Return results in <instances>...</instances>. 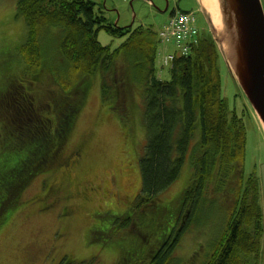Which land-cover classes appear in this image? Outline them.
<instances>
[{
  "label": "trees",
  "instance_id": "trees-1",
  "mask_svg": "<svg viewBox=\"0 0 264 264\" xmlns=\"http://www.w3.org/2000/svg\"><path fill=\"white\" fill-rule=\"evenodd\" d=\"M15 17L24 21V42L0 49V227L35 177L77 153L65 154L66 145L97 79L102 102L128 134L132 117L140 116L146 144L138 161L140 199L125 209L112 202L95 210L88 234L136 235L118 239L115 264H259L258 186L254 175L244 176V123L222 98L213 39L200 38L161 80L155 31L115 26L94 0H16ZM100 31L125 40L110 49L98 42ZM186 159L192 169L187 185L160 207L157 197L175 183ZM221 207L216 242L204 254L198 246L187 261L175 258L186 230L204 220L199 215L207 213L209 229ZM58 264L74 262L66 255Z\"/></svg>",
  "mask_w": 264,
  "mask_h": 264
},
{
  "label": "rangeland",
  "instance_id": "rangeland-1",
  "mask_svg": "<svg viewBox=\"0 0 264 264\" xmlns=\"http://www.w3.org/2000/svg\"><path fill=\"white\" fill-rule=\"evenodd\" d=\"M101 8L103 16L118 27H140L158 31L167 22L172 11L193 13L194 26L205 38H211L206 18L197 0H94ZM167 3V10L163 12ZM264 13V0H260ZM16 0H0V49L19 46L26 37V27L21 17H15ZM211 29V27H210ZM209 34V35H208ZM98 42L110 49L117 48L125 38L111 37L104 31L98 32ZM164 55L156 59V68L162 69L160 79H169L170 61L164 57L166 47L176 54L173 42H162ZM218 48V47H217ZM219 50V49H218ZM20 52V49H18ZM22 59L24 55L16 52ZM51 57L53 52L50 51ZM220 54V51H219ZM4 57L0 52V64ZM221 95L228 111L242 117L245 128L244 176L254 175L258 186V202L262 210L264 226V131L243 93L237 86L221 57L217 61ZM1 66V65H0ZM30 77L26 76V80ZM100 97L99 81L93 80L87 94L86 104L71 132L65 154L77 150L62 161L52 173L35 177L21 195L19 205L5 224L0 227V264H58L67 255L74 264H115L118 239L136 237L129 232L117 230L108 238L92 233L88 229L93 224L92 215L100 207L106 208L114 202L125 209L128 202L140 199L141 181L138 161L142 157L146 138L140 116L134 115L130 121V133L119 124L118 116L107 109ZM113 112V113H112ZM142 127V128H141ZM70 158V160H69ZM188 159L184 161L178 179L161 193L160 207L173 200L185 188L191 175ZM46 187L54 193L48 197L45 210H40L47 196ZM56 193V197L55 196ZM116 195L118 196L117 199ZM209 197V196H207ZM206 197V198H207ZM113 198V199H112ZM127 198V199H126ZM209 199H211L209 197ZM118 201V202H117ZM117 202V204H116ZM164 203V204H163ZM123 207H122V206ZM218 205V204H217ZM216 204L213 206L215 207ZM225 207H221L218 220L206 227V212L198 224H191L180 239L174 257L187 261L200 246L205 250L216 242L218 228L222 222ZM141 231V229H138ZM125 231V230H124ZM126 234V235H124ZM114 242V243H111ZM200 244L198 245L197 243ZM118 245H107V244ZM152 243L144 245L148 248ZM261 259L264 264V233L261 240ZM203 260L198 256L197 262Z\"/></svg>",
  "mask_w": 264,
  "mask_h": 264
},
{
  "label": "water",
  "instance_id": "water-1",
  "mask_svg": "<svg viewBox=\"0 0 264 264\" xmlns=\"http://www.w3.org/2000/svg\"><path fill=\"white\" fill-rule=\"evenodd\" d=\"M197 3L227 70L264 131V13L260 0H217L219 29ZM166 10L167 3L163 12Z\"/></svg>",
  "mask_w": 264,
  "mask_h": 264
},
{
  "label": "built area",
  "instance_id": "built-area-1",
  "mask_svg": "<svg viewBox=\"0 0 264 264\" xmlns=\"http://www.w3.org/2000/svg\"><path fill=\"white\" fill-rule=\"evenodd\" d=\"M197 30L194 26V17L189 14H177L173 16L167 25L159 31V38L162 42H173L177 48V53L186 56L191 46L196 42ZM170 62L173 55L169 54L164 57Z\"/></svg>",
  "mask_w": 264,
  "mask_h": 264
},
{
  "label": "bare ground",
  "instance_id": "bare-ground-1",
  "mask_svg": "<svg viewBox=\"0 0 264 264\" xmlns=\"http://www.w3.org/2000/svg\"><path fill=\"white\" fill-rule=\"evenodd\" d=\"M202 7L203 11H205L210 18L212 25L219 29L221 26L220 15L218 11L217 0H197Z\"/></svg>",
  "mask_w": 264,
  "mask_h": 264
},
{
  "label": "crops",
  "instance_id": "crops-1",
  "mask_svg": "<svg viewBox=\"0 0 264 264\" xmlns=\"http://www.w3.org/2000/svg\"><path fill=\"white\" fill-rule=\"evenodd\" d=\"M209 33V32H208ZM204 33H201V37H198L199 39L200 38H202V37H208V36H204L203 35ZM209 35V34H208ZM211 39H213V37H211ZM159 40V39H158ZM214 41V40H213ZM215 43V42H214ZM216 45V44H215ZM163 48H164V46H161V44L159 45V51H157V53H156V59H157V57L159 58V56L160 55H164V50H163ZM166 50L167 51H165L166 53L167 52H172L171 50H170V48H168V47H166ZM159 54V55H158ZM158 60V59H157ZM155 65H156V62H155ZM156 71H157V68H156ZM162 72V70L160 71V73ZM140 181H141V178H140Z\"/></svg>",
  "mask_w": 264,
  "mask_h": 264
},
{
  "label": "flooded vegetation",
  "instance_id": "flooded-vegetation-1",
  "mask_svg": "<svg viewBox=\"0 0 264 264\" xmlns=\"http://www.w3.org/2000/svg\"><path fill=\"white\" fill-rule=\"evenodd\" d=\"M49 190V188L48 187H46V192ZM117 195H116V198H114V199H117ZM48 197H45L44 199H38V200H40L41 202H42V206L41 207H39V209L40 210H45L47 207H49V206H47L48 205ZM113 199V198H112ZM127 199V198H126ZM60 261V260H59ZM59 261H58V263H59Z\"/></svg>",
  "mask_w": 264,
  "mask_h": 264
}]
</instances>
